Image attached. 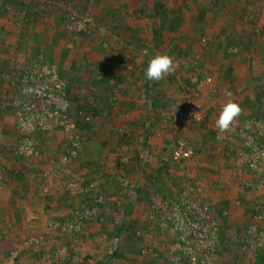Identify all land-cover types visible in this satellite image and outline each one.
I'll list each match as a JSON object with an SVG mask.
<instances>
[{
  "label": "crops",
  "instance_id": "1",
  "mask_svg": "<svg viewBox=\"0 0 264 264\" xmlns=\"http://www.w3.org/2000/svg\"><path fill=\"white\" fill-rule=\"evenodd\" d=\"M57 1L0 0V226L12 240V249L0 256V264L16 253L20 264H54V256L47 261L41 257L43 252L54 255L60 245L77 253L76 264H133L137 260L141 264H166L165 248L175 235L158 230L155 202L183 192L189 199L206 204L213 217L219 216L218 255L226 264H264V248L253 259L239 239L252 222L251 204H258V194L245 196L241 183L247 178L258 181V175L237 158L239 142L215 131L216 118L225 103L234 100L241 110L248 107L249 103H244L252 93L244 87L256 74H251L252 70L258 72L257 55L248 43L242 44L238 56L228 55L227 47L213 33L216 25H224V34L230 29L240 31V25L252 22L264 25V0H67L71 7L95 18L111 48L108 55H78L75 62H84V67H69L61 76L68 84L72 118H78L76 110L87 109L88 97L98 106L90 123L77 119L78 133L84 139L74 171L98 181L107 199V207L100 208L84 234L73 240L55 235L48 223L78 200L66 195L62 178L44 181L41 176L64 151L63 133L54 126L51 131L33 134L38 149L35 158L20 157L15 152L18 134L12 103L20 73L39 54L47 62L55 61V66L61 62L62 67L69 66L62 57L66 50L57 52L55 47V27L63 25ZM157 1L168 13L173 11L178 16L179 25L188 21L202 25L211 36L208 44L202 41L200 45L190 35L189 44L182 48L186 55L176 59L182 67H188L186 63L191 60L202 61L206 75L213 79L199 95L204 119L183 125L177 133L160 128L159 112L168 101L182 98L192 72L183 80L178 68L152 82L145 79L143 71L150 56L164 54V48L172 43L163 38V44L157 46L153 37L159 22L151 16L153 26L149 25V15ZM212 86L215 95L209 91ZM240 87L244 89L241 92ZM113 92L117 99L111 103ZM120 130L125 131L124 136ZM177 135L187 139L196 154L192 160L162 166L158 157ZM121 156L125 163L120 162ZM119 176L130 181V191L121 193ZM116 200L121 201L124 216L115 211ZM29 234L44 235L47 244L24 248L23 239ZM143 246L153 247L157 257L141 258Z\"/></svg>",
  "mask_w": 264,
  "mask_h": 264
},
{
  "label": "built area",
  "instance_id": "2",
  "mask_svg": "<svg viewBox=\"0 0 264 264\" xmlns=\"http://www.w3.org/2000/svg\"><path fill=\"white\" fill-rule=\"evenodd\" d=\"M53 3H49L52 5ZM61 10L65 31L75 37H94L103 48L107 43L102 38L104 29L95 18L83 14L71 7L67 0L57 1ZM228 54H237V44H229ZM189 85L194 88L193 94L186 86L182 91V98L170 100L159 112L160 128L171 133H177L183 126L204 119L200 107V92L212 85L213 79L199 71L188 76ZM212 95L216 93L212 86ZM84 93V91H83ZM117 99L115 92L110 97L111 103ZM13 114L18 134L15 152L20 157L35 158L38 155L37 143L33 134L51 131L54 126L60 129L65 140L64 151L54 159L50 167L43 173V180L63 179L64 191L71 199H77L71 208L67 209L60 218L48 223L55 235L73 240L84 234L88 224L93 221L100 208L107 207V199L100 184L96 180H87L80 173L74 171L82 148L83 134L78 133V120L90 123L94 109L98 106L94 99L87 98V109L76 110L77 119L70 116V100L68 98V84L61 77L57 67L47 62L43 55L33 58L20 73L16 84V96L13 100ZM216 134L225 137L234 135L239 142L236 151L237 158L242 161L250 172L264 175V122L256 117H250L239 122L234 118L228 130L221 132L216 128ZM124 136L125 131L120 130ZM125 150V148H124ZM196 149L183 136L174 137L168 147L159 155L158 161L162 166H170L186 160H192ZM126 158L120 157L125 163ZM121 193L132 189L130 181L118 177ZM2 176L0 174V185ZM243 188L258 190L264 187V180L259 182L247 178L242 180ZM115 211L119 216L125 215L120 200H116ZM107 209V208H106ZM157 214V228L160 232L174 233L175 239L165 248L166 264H226L218 255L219 233L216 220L209 213L206 204L199 199H189L186 192L169 199H158L155 202ZM241 241L247 245L253 259L264 248V208L257 207L252 215V222L241 233ZM47 239L41 234H29L23 239L24 248L43 247ZM54 256V259H52ZM139 256L157 257L151 246H143ZM52 259L54 264H76L79 261L77 253L67 245H60L52 255L43 252L41 260ZM4 264H20L17 253L11 255ZM133 264H141L138 260Z\"/></svg>",
  "mask_w": 264,
  "mask_h": 264
},
{
  "label": "rangeland",
  "instance_id": "3",
  "mask_svg": "<svg viewBox=\"0 0 264 264\" xmlns=\"http://www.w3.org/2000/svg\"><path fill=\"white\" fill-rule=\"evenodd\" d=\"M188 4H191V2L188 1ZM188 11H189V9H188ZM151 14L152 13H150V15ZM149 18L151 19V24L149 23V25L153 26L154 18L151 16H149ZM256 22H257V20H256ZM251 24L252 25H244L245 28H243V29L244 30L246 29L245 30L246 33L244 34L245 40H242V41L240 40V42L242 44L248 43L249 47L251 48V52L257 55V57H256L257 61L255 64V67L258 68V72H256V69L252 70V73L250 72L251 74H253L254 72L256 74H255V76L251 77L247 81L248 87H246V88L244 87V89H247L249 92L251 91L250 93H252V94H251V96L247 94L246 101H245V103L243 102L245 105L249 103L248 107L250 106L249 107L250 109L252 108V104H255V106L253 107L254 109L251 110V112H249V113L246 112V108H248V107H246V108L243 107L239 116L236 117V119H238L239 122H241L247 118H250V117H256L260 121H264V25H258V23H255V22H252ZM223 26L224 25H216L215 29H213V33H215V36L220 40V42L222 41L221 43L225 48V47H227L226 46L227 44H231V43L234 44L233 43L234 40H232L234 36H231V34L229 36H228V34H224ZM178 28H177L178 30L164 31L163 32L165 34L166 41H168V42L172 41V43L168 44V46L166 48H164L165 51L163 53L167 54L173 60L174 69L179 68L178 70L180 72V75H181L180 78L181 79L184 80L187 73L194 72V71H199V72L203 73L204 75H206L205 71L208 72V70H206V67L203 65L202 61L199 64L198 62L191 60L192 63H190L191 61H188L186 63V64H188L187 65L188 67H182L183 65L179 66V63L176 61V59H179V57L182 55H186L185 52L183 51L184 49H182V48L185 45L189 44V36L190 35H192L194 41L196 39V43H198L200 45H201L202 41L204 42V44H208V41H209L208 38H211V36L210 37L207 36L208 32L202 25H191L190 21H188L187 23L185 22L182 25H179ZM54 35H56V37H57V40H55V42H58L55 44V47L57 49L56 51L57 52L59 50L63 51V49L66 50L65 51V54H66L65 58L68 60L67 62L69 65V66L66 65V67L60 66L61 64L58 66L56 65V67H57L59 73H61L62 77L67 72L65 69H68L69 67H71V69L72 68L78 69V67L80 69V68L84 67V65H83L84 62H81L80 64H78V62H75V57H78V55H81L82 53L89 55L92 52L93 53L94 52L99 53L101 55H104V54L108 55L109 53H107V51L109 49H111V48H109L108 39H106L108 47L103 48L102 46H100L97 43L95 36L94 37H83V36L75 37V36L67 33L65 31L63 25H57L55 27ZM202 37H203V39H202ZM228 37L230 38V40ZM241 43H240V45H242ZM178 49H179V51H178ZM175 51L177 52V54L175 53ZM208 53H209V51H208ZM188 54L189 53H187V55ZM43 57H44V55H43ZM205 57H206V55H205ZM227 58H229V56H227ZM44 59H45V57H44ZM190 59H192V58H189V60ZM48 62L52 65L56 64L55 61H52V60L51 61L49 60ZM180 67H181V69H180ZM207 76H210V75H207ZM187 86L189 87V90L193 94L194 88L192 86L190 87V85H187ZM244 89L242 87H240L239 91L241 92ZM257 93H260L259 100L255 99L256 98L255 96ZM232 95H234V94H232ZM241 96H243V95H241ZM232 102H234V100H232ZM231 137H234V135H232ZM234 139H235V137H234ZM260 177H262V179L264 180V175L258 176V182L260 181L259 180ZM242 190H243L245 196H246V194L251 195V193H254V194L257 193L258 194V204H256V203H254V205L251 204V206L249 208L250 213L254 212L257 207L258 208L259 207L264 208V203L261 202V199H264V187L263 186L258 190H247L245 188H243ZM255 191H258V192H255ZM211 216L213 217L212 214H211ZM213 218L216 220L217 227L219 229V226H218L219 216L216 218L215 217H213ZM218 233H219V230H218Z\"/></svg>",
  "mask_w": 264,
  "mask_h": 264
},
{
  "label": "trees",
  "instance_id": "4",
  "mask_svg": "<svg viewBox=\"0 0 264 264\" xmlns=\"http://www.w3.org/2000/svg\"><path fill=\"white\" fill-rule=\"evenodd\" d=\"M162 5L163 4H161L159 1L155 2V5L153 6L154 13L149 15V16H154L156 18V20L158 19V22H159L158 30L153 31V37L157 42V44H156L157 46H160L163 44V38L166 39V37L163 33L164 31L177 30V28L179 27L178 16L175 15L173 11L168 13V10L166 8H162L163 7ZM240 27H241L240 31H237L236 29H232V30L230 29V30L226 31L228 36L230 34H231V36H234L232 40H234L233 42L237 44L239 51L243 47L242 45H240V43H241L240 40L241 41L245 40L244 34L246 33V31H245L246 29L245 30L243 29V28H245L244 25H240ZM241 31H242V34H240ZM243 44H245V43H243ZM239 51H238V53H239ZM175 53H177V52L175 51ZM238 53L237 54H228V55L238 56ZM64 54L62 56L63 60L65 58ZM60 64H62V62ZM60 66H62V65H60ZM229 73H230V69L227 70L226 75H229ZM255 97H256L255 98L256 100H259L260 93H257ZM11 243H12V240H11V237L9 236L8 231L0 226V256L6 255L12 249Z\"/></svg>",
  "mask_w": 264,
  "mask_h": 264
},
{
  "label": "clouds",
  "instance_id": "5",
  "mask_svg": "<svg viewBox=\"0 0 264 264\" xmlns=\"http://www.w3.org/2000/svg\"><path fill=\"white\" fill-rule=\"evenodd\" d=\"M174 70V62L167 54H157L149 57L144 77L147 81L156 82ZM240 107L234 102H227L220 109L215 121V127L221 132L229 129L234 118L239 116Z\"/></svg>",
  "mask_w": 264,
  "mask_h": 264
}]
</instances>
